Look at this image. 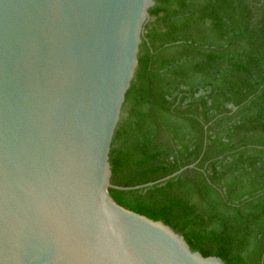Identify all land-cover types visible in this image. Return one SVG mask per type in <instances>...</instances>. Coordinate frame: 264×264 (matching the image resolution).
<instances>
[{
	"label": "water",
	"instance_id": "1",
	"mask_svg": "<svg viewBox=\"0 0 264 264\" xmlns=\"http://www.w3.org/2000/svg\"><path fill=\"white\" fill-rule=\"evenodd\" d=\"M155 0H0V264H227L118 203L110 152Z\"/></svg>",
	"mask_w": 264,
	"mask_h": 264
},
{
	"label": "trees",
	"instance_id": "2",
	"mask_svg": "<svg viewBox=\"0 0 264 264\" xmlns=\"http://www.w3.org/2000/svg\"><path fill=\"white\" fill-rule=\"evenodd\" d=\"M115 131L121 205L227 264H264V0H155Z\"/></svg>",
	"mask_w": 264,
	"mask_h": 264
}]
</instances>
